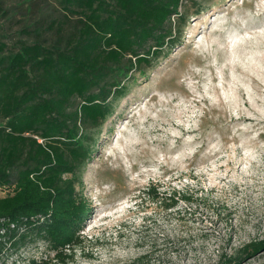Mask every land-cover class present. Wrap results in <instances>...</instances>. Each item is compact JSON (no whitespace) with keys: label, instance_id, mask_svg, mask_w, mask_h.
Masks as SVG:
<instances>
[{"label":"rangeland","instance_id":"obj_1","mask_svg":"<svg viewBox=\"0 0 264 264\" xmlns=\"http://www.w3.org/2000/svg\"><path fill=\"white\" fill-rule=\"evenodd\" d=\"M2 1L11 46L33 41L26 26L65 20L57 0ZM179 11L175 44L133 70L108 119L87 129L77 188L90 213L74 258L58 262L38 240L4 264H127L145 253L143 264H211L264 241V0H183ZM151 184L191 200L166 209ZM241 264H264V247Z\"/></svg>","mask_w":264,"mask_h":264},{"label":"trees","instance_id":"obj_2","mask_svg":"<svg viewBox=\"0 0 264 264\" xmlns=\"http://www.w3.org/2000/svg\"><path fill=\"white\" fill-rule=\"evenodd\" d=\"M57 1L65 20L48 24L52 44L42 25L22 28L33 41L19 37L13 46L0 28V264L38 240L58 262L74 258L90 213L77 188L90 155L87 129L108 119L133 70L175 44L172 20L182 18L183 0ZM146 193L166 209L191 200L158 184ZM262 247L263 240L250 242L211 264H241Z\"/></svg>","mask_w":264,"mask_h":264}]
</instances>
